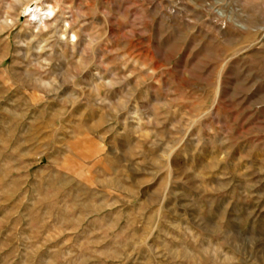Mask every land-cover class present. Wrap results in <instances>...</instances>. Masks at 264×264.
<instances>
[{"label": "rangeland", "instance_id": "1", "mask_svg": "<svg viewBox=\"0 0 264 264\" xmlns=\"http://www.w3.org/2000/svg\"><path fill=\"white\" fill-rule=\"evenodd\" d=\"M0 264H264V0H0Z\"/></svg>", "mask_w": 264, "mask_h": 264}, {"label": "bare ground", "instance_id": "2", "mask_svg": "<svg viewBox=\"0 0 264 264\" xmlns=\"http://www.w3.org/2000/svg\"><path fill=\"white\" fill-rule=\"evenodd\" d=\"M25 12H28L29 16H31V19H28L30 23L32 20H34L33 22L43 23L44 21L42 18L43 17L49 18L51 16H54V14L56 13V10L50 4H46V5L43 4V6L41 5L38 6L37 4H32V5L27 4ZM69 34L67 35V33L63 31L61 34V38H63L64 41H67L70 39L74 40L76 38V35L74 33H72L71 35Z\"/></svg>", "mask_w": 264, "mask_h": 264}]
</instances>
